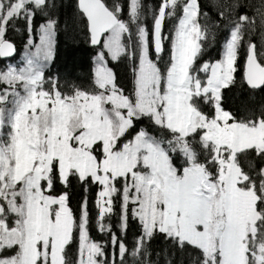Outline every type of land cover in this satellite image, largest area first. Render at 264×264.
Here are the masks:
<instances>
[{
  "label": "snow or ice",
  "instance_id": "obj_1",
  "mask_svg": "<svg viewBox=\"0 0 264 264\" xmlns=\"http://www.w3.org/2000/svg\"><path fill=\"white\" fill-rule=\"evenodd\" d=\"M206 7L0 0V264H264V0ZM62 16L86 82L50 73Z\"/></svg>",
  "mask_w": 264,
  "mask_h": 264
},
{
  "label": "trees",
  "instance_id": "obj_2",
  "mask_svg": "<svg viewBox=\"0 0 264 264\" xmlns=\"http://www.w3.org/2000/svg\"><path fill=\"white\" fill-rule=\"evenodd\" d=\"M147 4L156 5L158 0H144ZM202 7L205 11H209L212 14V10L206 5L211 3V0H200ZM66 17H61L60 30L56 35V55L50 65V73L54 76L59 75L62 78H67L75 83L86 82L89 78L91 71L93 69V56L94 53L91 51V46L83 38V34L74 28L70 23L65 24ZM41 22H43L41 20ZM225 37V33L222 31L218 33L215 42H212L211 37L208 38V43L205 45V55L206 60H215L220 58V53L222 52V43ZM23 37L17 35L15 37V42L18 47V55L15 61H2L0 59V67L10 62H16L20 54L23 52L22 48ZM113 63H110V67H113ZM113 71L117 73V80L130 85L131 73L124 65L119 67H113ZM260 98L259 95L257 97ZM98 191L96 188H91L89 192V201L91 202L95 192ZM115 221V217H113ZM93 239H99L100 235L96 232H92ZM131 236H129V239ZM157 247L162 246V241L155 242Z\"/></svg>",
  "mask_w": 264,
  "mask_h": 264
},
{
  "label": "water",
  "instance_id": "obj_3",
  "mask_svg": "<svg viewBox=\"0 0 264 264\" xmlns=\"http://www.w3.org/2000/svg\"><path fill=\"white\" fill-rule=\"evenodd\" d=\"M15 55V58L17 57V55H18V47H17V52L14 54ZM2 61H9V60H6V59H4V58H0Z\"/></svg>",
  "mask_w": 264,
  "mask_h": 264
},
{
  "label": "rangeland",
  "instance_id": "obj_4",
  "mask_svg": "<svg viewBox=\"0 0 264 264\" xmlns=\"http://www.w3.org/2000/svg\"><path fill=\"white\" fill-rule=\"evenodd\" d=\"M22 58H23V52L20 54V57H19V59L17 61H21Z\"/></svg>",
  "mask_w": 264,
  "mask_h": 264
}]
</instances>
